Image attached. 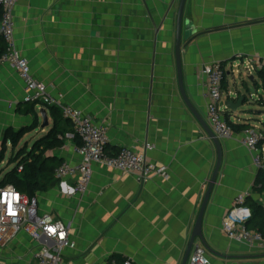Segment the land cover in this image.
Wrapping results in <instances>:
<instances>
[{
    "label": "crops",
    "instance_id": "1",
    "mask_svg": "<svg viewBox=\"0 0 264 264\" xmlns=\"http://www.w3.org/2000/svg\"><path fill=\"white\" fill-rule=\"evenodd\" d=\"M178 1L17 2L14 43L28 60L31 76L46 85L50 96L106 127L108 152L132 148L166 166L169 174L168 179L155 177L140 185L132 174L94 164L85 193H72L77 175L38 192L36 213L64 223L75 243L63 251L62 264H115L114 254L136 264H181L184 259L217 154L178 88ZM183 19L180 59L188 101L210 127L203 66L219 62L225 76L222 102L247 94L235 112L222 106L224 113L234 124L264 131L262 75L255 68L264 58V0H186ZM26 94L13 67L0 62V137L31 124L30 115L16 110ZM41 107L49 124L35 129L34 140L53 124L48 107L39 104L35 111L40 125ZM60 127L64 144L47 154L78 164L72 124L62 122ZM242 131L230 139L216 136L222 159L202 216V241L195 239L186 264L196 246L204 248L209 264H264V249L232 241L221 231L222 218L239 193H248L264 210V192L253 189L258 171L264 170V142L261 165L256 166L253 154L240 144ZM30 226L23 224L0 244V264H38L34 255L43 239L35 241Z\"/></svg>",
    "mask_w": 264,
    "mask_h": 264
},
{
    "label": "built area",
    "instance_id": "2",
    "mask_svg": "<svg viewBox=\"0 0 264 264\" xmlns=\"http://www.w3.org/2000/svg\"><path fill=\"white\" fill-rule=\"evenodd\" d=\"M17 2L18 0H0V38L5 43V51L0 55V62L11 65L25 83L27 94L23 101H36L46 107H57L62 116L71 122L74 134L78 138V144H75L74 150L81 157V161L74 165L62 162L55 170V176L61 179L65 176L77 175L72 189L74 195L86 192L94 164H102L121 173L132 174L140 185L155 177L168 179L166 166L148 161L145 154L138 153L132 148L121 147L115 153L108 152L106 127L95 124L78 108L65 105L59 99L50 96L46 85L31 76L28 60L16 49L14 43V13ZM255 68L262 75L261 91L264 93V58L256 61ZM203 73L205 83L202 95L206 103L210 128L217 137L230 139L235 131L225 119L222 109L224 69L219 62L212 61L204 64ZM263 140L264 131L252 126L243 129L240 136V144L253 154L256 166L261 165L259 147ZM147 148L152 149L153 146L148 145ZM248 196V193H239L235 197L232 207L222 218L221 231L232 241L264 249V236L246 226L251 216L250 208L246 206ZM35 201L34 199L30 202L13 185L9 184L0 188V244L14 237L23 224L30 223L31 237L35 241L43 239L34 255L37 263L62 264L63 251L74 248L75 243L69 238L68 227L64 223L55 220L48 213L41 215L36 213ZM124 264L136 263L127 259ZM188 264H209V258L203 247L196 246L189 257Z\"/></svg>",
    "mask_w": 264,
    "mask_h": 264
},
{
    "label": "trees",
    "instance_id": "3",
    "mask_svg": "<svg viewBox=\"0 0 264 264\" xmlns=\"http://www.w3.org/2000/svg\"><path fill=\"white\" fill-rule=\"evenodd\" d=\"M0 41L3 43L1 44V55L5 51V43L2 39ZM224 77L222 79V86ZM39 104L40 103L36 101H23L22 103L17 104V112L23 115H30L32 117V122L28 127H21L17 131H5V141L1 142L0 164L5 161L4 154L7 142L11 144V149L14 150L24 135L32 132L40 126L39 118L35 111ZM48 109L50 116L53 119V124L49 131L40 138L35 139L30 146H28L27 143H24L14 151V153H12V151L6 162L7 166L12 164V167L5 171L0 169V188L9 184L13 185L15 189L22 195H25L30 202L36 198L38 192L52 188L58 184L60 180L55 176V170L60 166L62 161L52 155H48L47 153L63 146L65 131L60 127V124L62 122L70 121L62 116L61 111L57 107L49 106ZM225 119L233 127L234 131H241L247 127L245 125L232 123L229 120V115L226 111ZM71 132L73 131L71 130ZM74 140L78 143L76 136H74ZM18 169H20V171H18ZM253 189L261 193L264 192L263 169L258 171L253 184ZM246 203L251 211V217L246 223L247 228L259 232L264 236V210L261 203L250 199L249 196L247 197ZM112 258L115 260V264H124V261L126 260L125 257L119 254L112 255Z\"/></svg>",
    "mask_w": 264,
    "mask_h": 264
},
{
    "label": "water",
    "instance_id": "4",
    "mask_svg": "<svg viewBox=\"0 0 264 264\" xmlns=\"http://www.w3.org/2000/svg\"><path fill=\"white\" fill-rule=\"evenodd\" d=\"M185 3L186 0H179L178 1V7L176 11V17H175V46H174V55H175V65H176V73H177V81H178V88L181 93V96L186 104V106L189 108L191 113L194 115V117L198 120V122L201 124L207 135L212 139L215 148H216V154H217V159H216V164L214 167V170L212 172L209 184L207 186V189L205 191V195L203 197L201 206L199 208V212L189 239L188 247L184 256V259L181 264H186L188 255L190 253V249L195 241L196 238H199L202 241V232H201V222H202V216L204 213V209L206 207V204L209 199V195L211 193L212 187L216 181V177L218 174V170L220 167L221 159H222V152L220 148L219 141L216 137V135L213 133L211 128L207 125V123L200 117V115L196 112L194 107L191 105V103L188 101L184 86H183V80H182V69H181V59H180V52L182 48V34L184 27H186V21L183 19V14H184V8H185ZM191 25L189 24V27ZM246 93L236 97V100H230L226 99L224 102H222V106H224L228 112L232 111L235 112L238 108L242 106L244 103V100L246 99ZM39 114L41 116V128H45L48 126V117L46 114V109L44 107H41L39 109Z\"/></svg>",
    "mask_w": 264,
    "mask_h": 264
},
{
    "label": "rangeland",
    "instance_id": "5",
    "mask_svg": "<svg viewBox=\"0 0 264 264\" xmlns=\"http://www.w3.org/2000/svg\"><path fill=\"white\" fill-rule=\"evenodd\" d=\"M28 126L29 125L24 126V127H28ZM19 129H17V130H19ZM9 130H12V129H9ZM38 131H39V129L35 130L34 133L30 132V133H27L26 135H24V137L19 141L18 146L14 150L11 149V144L9 142H7V145H5L6 151H5V154H4L5 155V161L0 164V169H2V171H5V170L9 169L10 167H12V164L8 165V166L6 165L7 159L10 156L11 152L13 151L12 153H14V151H16L24 143H27L28 146H30L32 141L34 140L35 133L38 132ZM3 141H5L4 134H2L1 137H0V150H1V146H2L1 142H3Z\"/></svg>",
    "mask_w": 264,
    "mask_h": 264
}]
</instances>
